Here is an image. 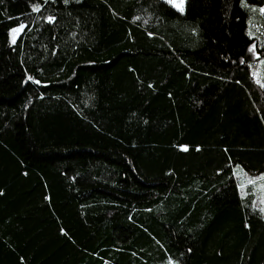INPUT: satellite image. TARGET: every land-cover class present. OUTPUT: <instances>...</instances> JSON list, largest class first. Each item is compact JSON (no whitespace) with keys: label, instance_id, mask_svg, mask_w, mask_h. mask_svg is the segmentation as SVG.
Listing matches in <instances>:
<instances>
[{"label":"trees","instance_id":"1","mask_svg":"<svg viewBox=\"0 0 264 264\" xmlns=\"http://www.w3.org/2000/svg\"><path fill=\"white\" fill-rule=\"evenodd\" d=\"M263 4L0 0V264H264Z\"/></svg>","mask_w":264,"mask_h":264},{"label":"rangeland","instance_id":"2","mask_svg":"<svg viewBox=\"0 0 264 264\" xmlns=\"http://www.w3.org/2000/svg\"><path fill=\"white\" fill-rule=\"evenodd\" d=\"M171 2V4L179 11H183L184 10V5H185V0H182V9H180V7H177L176 5H180L181 4V0H169ZM261 12L264 16V4L260 7ZM261 65L264 66V62H261V64L259 63V67L261 68ZM263 71L261 69L257 70V75H262ZM264 84V81H263ZM237 169V168H236ZM248 174L246 175H242V184H245L246 187H244L245 189L248 188V186H251V188L253 189V191L256 193L259 203L261 204V210L264 213V173H262L259 176H249ZM251 181V183H250ZM249 184V185H248ZM243 188V189H244Z\"/></svg>","mask_w":264,"mask_h":264},{"label":"snow or ice","instance_id":"3","mask_svg":"<svg viewBox=\"0 0 264 264\" xmlns=\"http://www.w3.org/2000/svg\"><path fill=\"white\" fill-rule=\"evenodd\" d=\"M176 6H177V7H180V9L183 10V9H182V0H181V4H180V5H176ZM34 10L38 11L39 9H38V8H34ZM262 11H264V10H262ZM49 19L51 20V18H49ZM15 31H16V30H14V33H15ZM184 150H187V149H184ZM250 183H251V181H250Z\"/></svg>","mask_w":264,"mask_h":264}]
</instances>
